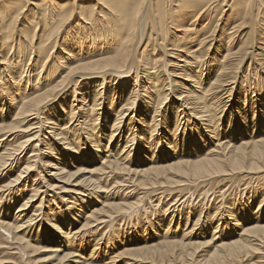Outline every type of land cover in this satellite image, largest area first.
<instances>
[{"label":"bare ground","instance_id":"bare-ground-1","mask_svg":"<svg viewBox=\"0 0 264 264\" xmlns=\"http://www.w3.org/2000/svg\"><path fill=\"white\" fill-rule=\"evenodd\" d=\"M94 1L92 7L97 5L96 9L88 7L81 0H69L59 8L55 5H47L44 9L35 11L34 7L26 8L27 0H0V56L3 57L0 61L2 65L0 68V96L2 97L0 99L2 100L0 101V177L3 175L0 178V193L2 190H6L8 194L16 192L27 182H29L27 187L33 185L32 195L29 194L30 197L19 204L14 212L10 210L14 204H18L17 199L20 197L14 198V202L4 208L5 214L0 215V228L2 231L6 230L0 236V238L3 236V240H0V248L3 246L6 248V244L11 245L16 241L17 247L19 246L16 248L20 249L16 256V259H19L18 262L15 259L4 257L3 249L2 251L0 249V264H264V190L256 186L257 181L264 177V124L261 131L257 129L256 136L253 134L254 127L252 128L250 124L251 130L239 132V139L248 138L246 142L238 140L236 143L233 142V145L222 147L223 137L220 136L225 133L221 131L223 124L221 120H224L222 119L223 112L227 110V106L231 107L228 102L236 85L244 88V90L241 89V96L243 92L245 97L249 96L246 94L249 91L252 92V96H256L254 93L258 90L264 93V75L258 74V70L262 66L264 68V58L256 62L255 67L251 68L249 64L246 74L241 76L238 74V69L242 60H237L233 66L227 63V60L242 48V45L235 51L232 48L236 32L242 34L244 29L237 27L240 23H236L247 15H253V10H256V18L259 14L261 15L258 19L261 27L259 36L263 37V41H260L259 49L264 52L262 44L264 43V11L260 13V6L264 7V0ZM223 6L229 7V17L236 16V20L229 32H226V26L231 22L227 24L225 21L223 28H219L218 33H227V36L221 40L218 39L220 43L212 54L213 56L209 57L208 51L211 47H206L205 52L202 53V39L198 34L190 35L188 30L195 29L194 22L203 13L211 10L207 16L208 20L216 18L217 14L223 11ZM26 11L28 13L24 14ZM21 16H23L22 22L25 26L15 27L14 23ZM220 17L221 13L217 19L219 20ZM173 21H183L190 26L187 25L186 30H181L183 34L171 40V43L194 41L195 44L190 45L187 51H184L179 44H172L176 50L178 49L177 59L184 57L183 61H177L184 62V65L180 66L178 65L180 63L173 64L175 61L165 60L166 55L177 54L168 51L166 49L168 45H164L169 41L166 37V24ZM180 25L182 24L177 26ZM212 27L213 25L204 32L205 37L212 36L214 32ZM62 28L65 31L60 34V43L57 45V36ZM144 32H147L145 39ZM57 46L60 48L59 52L53 56V51ZM157 47L162 50H157ZM194 47H197L195 51L192 50ZM221 48H223V59H218ZM16 54L19 58L17 63H15L16 59H12ZM169 64L179 67L177 70L182 71H177V73L173 70L174 68L170 70ZM206 69L207 72L204 75ZM181 72L183 73L182 80L172 78L181 77L179 75ZM24 73L27 74L26 77ZM3 74H5L4 77L1 76ZM117 78L121 82L119 85L125 82V90L122 92H126L127 97L124 96L126 99L123 102L119 100V105H116L115 100V95L118 93L116 91L118 82L114 80ZM70 82L78 87L81 86L78 83L84 82L88 89H94V91L88 90L82 94L81 105L79 103L74 106L76 100L68 101L66 96L58 98L61 97L58 96L61 90L65 89ZM83 85L81 87L84 91ZM121 86L123 88V85ZM103 87L109 94L112 93L111 102H105V104H103ZM140 88L143 94H140ZM74 91L76 92L77 89ZM221 92L222 95H220ZM225 94L226 96L222 98ZM262 99L264 102V96ZM255 101L256 99H253L249 110L238 109L237 114L244 116L245 120L251 113L256 124L257 120L264 122V109L254 108ZM137 103H139V110L140 108L144 110L137 111ZM238 108H243V106L239 105ZM230 110L227 120L225 119L227 122L225 128L232 125L234 113L232 109ZM129 111L133 114L134 111L137 112L138 117L136 119V115L132 114L127 118L129 123L126 124V115ZM79 115L83 119L80 122L81 127L77 125L71 127L75 121H78ZM100 117L103 118L101 121H99ZM193 117L195 120L192 119ZM5 119L9 120L5 121ZM183 119L185 121L181 126ZM135 121H139L137 127L133 125ZM69 122L72 123L70 126H68ZM126 125L129 127L126 128ZM43 126L51 130L44 131L41 129ZM160 126L168 128L165 132L163 130L165 136L163 142L169 149L167 151L163 149V158L155 160L158 157L157 147L162 139L158 135ZM125 128L126 130L122 132ZM81 129L85 131V141L81 136L83 135L80 133ZM188 129H191V133H187ZM40 133L45 134L43 138ZM179 133H184V139L187 134L188 136L193 135L190 136L191 139H187L188 146L185 142L182 143L186 149L184 154L182 153L183 147L179 145ZM40 137L42 139H39ZM200 137L203 139L197 141ZM251 137L252 139L249 140ZM114 138L118 140L113 147L109 143L106 144L107 142L111 144ZM120 138L123 141L125 139L124 150L129 143L132 142L130 145H133L134 141L139 145L147 143L148 147L145 149L147 153L142 154L143 163L140 166L143 167L141 169L138 165V167H134L133 164V167L130 166L132 161L129 163V159L132 160V155L130 156L132 150L129 149L131 147L126 155L120 154L123 151V149L119 148L120 151L117 149L122 141ZM89 139L94 148L85 155L82 143L87 145ZM207 139L212 143L205 147L202 143L205 144ZM58 141H63L60 143L63 148H59ZM102 141L104 142L103 147L100 151L96 150L95 147ZM64 150L69 153L64 154ZM135 155H137L136 152ZM35 171L37 174L32 176V172ZM106 171L120 179L115 180L117 181L115 184L122 183L121 177L132 172L135 176H140L137 183L142 188L160 189L165 193L181 191L183 190L181 184L186 185L188 181L196 182L207 177L209 178L204 182L211 183L213 190L226 179L242 182L245 179L254 178L257 181L244 200L235 197L236 200L231 203L230 199L225 200V203H228L226 205H229L225 209L228 214H232L235 208L238 209L236 204L241 205V211L238 210V215L237 213L235 216L232 215L235 221L233 224H227V222L226 227L231 226L224 228L225 230L220 233L216 225H210L212 221L209 218L213 217L211 212H217L223 202L215 203L209 208L207 214H203L204 205L200 206L196 203L193 208L196 210L195 214L190 211L185 213L184 227L187 226L186 221L189 218L193 220V224L185 229L182 228L183 226L180 230L176 226H170L173 222L171 220H164L160 226L150 223L153 224L150 228H146L143 224V228L134 229L129 234L128 240L124 241L119 236V240L115 243L111 241L112 243L105 246L107 249L103 252L102 249L98 251L100 240L97 238L89 240L91 251L88 253L89 257L80 256L77 252L79 250L75 251L74 248L80 247L81 252L87 254L84 252L87 244L79 242L77 237L85 230L84 228L91 224L90 222L99 220L102 215L111 217L110 220L113 218L116 220L120 218L119 216H131L133 209L140 208V202L143 201V197H135L134 201H128L127 199L131 198V193L127 196L128 189L125 198L121 196V198H109L108 194H103L106 187L100 186L99 182L97 185L95 179L100 173L104 175ZM38 176H42L40 181L37 180ZM124 176L127 177V175ZM32 181L36 182L30 184ZM42 183L44 188L45 186L50 189L60 188L63 195H83L82 186L95 190V193H100L96 194L98 200H92L93 202L84 200L85 202H81L75 212L71 210L73 213L70 212V216L66 218L64 217L67 214L59 216L57 212L59 219L54 216V219L58 220L55 222L52 221L54 213L43 208L48 202L44 201L46 197L44 188L40 190L43 187L40 185ZM115 184L114 188L118 185ZM125 189L123 188L124 191ZM132 190L135 189L132 187ZM36 196H38L37 201L34 200ZM65 204L69 205L68 202ZM255 204L256 209L253 208ZM48 207H50L49 204ZM40 215L43 219L44 217H48L49 220L52 218L51 224L49 223L50 227L40 221L42 217L38 222H33ZM201 219L203 220L200 223ZM243 219L246 223L242 221ZM199 223L202 226L199 231L198 229L196 231L195 226ZM47 233L50 234L45 236ZM44 238L48 243L43 244ZM49 238L52 241L48 240ZM108 240L106 239V242ZM39 252L43 256L36 257L35 255ZM96 252H98L97 255ZM11 254L14 255V253Z\"/></svg>","mask_w":264,"mask_h":264},{"label":"rangeland","instance_id":"rangeland-1","mask_svg":"<svg viewBox=\"0 0 264 264\" xmlns=\"http://www.w3.org/2000/svg\"><path fill=\"white\" fill-rule=\"evenodd\" d=\"M50 0H27V2H26V8L28 7V8H30V7H34V10L35 11H40L41 9H44V7L45 6H51V5H55V6H57V8H59V6H61L62 4H64V3H67V1H69V0H53V2H49ZM79 1V0H78ZM81 2L82 3H84V4H86L88 7H92V5H93V3L95 2L94 0H81ZM34 5V6H33ZM35 6H36V8H35ZM263 6V5H262ZM262 6H260V8H261V11H260V13L262 12V11H264V7H262ZM92 8H97V5L96 6H94V7H92ZM223 11H221L220 13H221V17H220V19L218 20L217 18H219V16H220V13L219 14H217V17L216 18H212L211 20H210V18H209V20H208V13L209 12H211V10L209 11V12H206V13H203L202 15H200L199 17H198V19L194 22V27H195V29H193V30H188V33H190V35H195V34H198L200 37V39H202V45H201V51H202V53H203V51H204V49L206 48V47H211L210 49H209V51H208V54H209V57H212L213 55V53L215 52V49L217 48V46L219 45V41H218V39H222V38H224L225 36H227V33H225V34H223V33H218V30H219V28L221 27V28H223V25L225 24V21L227 22V24H229L230 22H231V24L230 25H227L226 27V32H229L230 30H232L231 29V27L232 26H234V21L236 20V16H234V17H229V7L228 6H223V9H222ZM29 11V10H28ZM28 11H26L24 14H26V13H28ZM219 12V11H218ZM253 15H247L244 19H242V20H240V21H238L236 24H238V23H240V25H238L237 27H243L244 29H243V33L242 34H238L237 32H236V37H235V40H234V42L232 43L233 44V47L232 48H234V51L235 50H237V48H239L240 47V45H242V48H240L239 49V52L237 53V54H239V55H234L232 58H230V59H228L227 60V63L229 64V66H233V65H235L236 64V62H237V60L239 61V60H242V63H241V66L239 67V69H238V74H239V76H241V75H243V74H246V72H247V70H248V67H249V64H251V68L252 67H255L256 66V62H258L261 58H264V52H262V50L261 49H259V47L261 46V43H260V41H263V37L262 36H259V33H260V29H261V27H260V22L258 21V19H259V17H261V15L259 14V16L256 18V16H255V12H256V10H253ZM24 14H23V16H24ZM23 16H21V17H19L17 20H16V22L14 23V26L16 27V26H18L19 28H22V27H24L25 26V24L22 22L23 21ZM262 18H260V20H261ZM206 21H209V23H206ZM190 22V21H189ZM233 22V23H232ZM209 24V25H206V24ZM178 24H182V25H185V26H182V25H180L179 27L177 26ZM254 24H255V26H254ZM187 25H189V24H186V23H184L183 21L182 22H178V21H173L172 23H167L166 24V29H167V31H166V37L169 39V41L168 42H166L164 45H168L167 46V48L166 49H168V51H172V53L174 52V53H177L178 51V49L176 50L173 46H172V44H179V45H181L184 49V51H187V48L190 46V45H193L194 44V41H186V42H182V43H178V42H174V43H171V40H173V39H176V37L177 36H180V35H182L183 34V31H181V30H186L185 28H187ZM206 25V26H205ZM213 25V27H212V30H214V32L212 33V36L211 37H205V34H204V32L205 31H207L208 29H209V27H211ZM190 26V25H189ZM149 27V26H148ZM192 27V26H191ZM216 27V28H215ZM68 28V27H67ZM66 28V29H67ZM214 28V29H213ZM63 31H65L63 28L60 30V33H59V35L57 36V45H59V43H60V40H59V37H60V34L63 32ZM185 32V31H184ZM37 33H38V30H37ZM146 33L147 32H144V39H145V37H146ZM218 33V34H217ZM189 38H191V37H189ZM204 38V39H203ZM35 40H36V38H35ZM204 40V41H203ZM262 44L264 45V43L262 42ZM195 45V44H194ZM236 45V47H234ZM63 46H65V44L63 45ZM173 47V48H172ZM177 47V46H176ZM197 47H194L192 50H194L195 51V49H196ZM59 47L57 46L55 49H54V51H53V56H54V54L55 53H58L59 52ZM157 50H162V49H159V47H157ZM223 48H221L220 49V51H219V55H218V59H223ZM253 53H252V52ZM160 52V51H159ZM205 52V51H204ZM160 53H162V52H160ZM168 53H171V52H168ZM206 53H207V49H206ZM257 53H260V54H257ZM12 54V53H11ZM9 55V54H8ZM17 56V57H16ZM16 56H13L12 57V59H16L15 60V63H17L18 62V55L16 54ZM222 56V57H221ZM15 57V58H14ZM177 57H178V53L177 54H175V55H172V54H169V55H166L165 56V60H168V61H175L173 64H175V63H180V64H178L179 66L180 65H184L183 63L184 62H182L183 61V59H184V57H181V58H179V59H177ZM3 58V57H2ZM1 56H0V61H1ZM210 59H212V58H210ZM179 60H182V61H180V62H177V61H179ZM169 63H171V62H169ZM168 66H170L169 68H170V70L171 69H173L174 71H182V70H177L179 67H176L175 65H168ZM0 68H2V65L0 64ZM204 68H206V66L204 65ZM31 69V65L29 66V70ZM132 70H134L133 68H131ZM131 70V71H132ZM263 71H264V68H263V66H262V68L261 69H259L258 70V74H260V76L262 75H264V73H263ZM206 72H207V69H206V71H205V73H204V75H206ZM132 73H133V71H132ZM178 73V72H177ZM32 74H34L33 72H32ZM4 75L5 74H3V75H1L2 77H4ZM26 73H24V77H26ZM28 75H29V73H28ZM179 75L181 76V77H177V76H175V77H172L173 79H176V80H178V81H180V80H182L183 78V73L181 72V73H179ZM127 76V75H126ZM239 76H238V80H239ZM127 79H129V78H127ZM127 79H126V81H127ZM24 78H23V82H24ZM84 82H86V80H83ZM107 81V80H106ZM120 81V79H116V80H114V82H118L117 84H118V87H117V89H116V91H118V93L115 95V100H116V105H119V100H122V102H123V100H125L127 97L125 96V93L126 92H122V91H124L125 89H124V85H125V82H123V84H121V85H123V88H122V86L121 85H119L121 82H119ZM78 83V85H83L84 87H85V90L83 91V87H81L82 89H80V87H78V86H76V84H72L71 82H70V84H67V87H65V89L63 88L62 90H61V92H60V94L58 95V96H61V97H58V98H63V97H68V101H70L71 99H74V100H76L75 101V105L74 106H77L76 104H79L81 101H82V98H81V95L82 94H85L88 90L89 91H94V89H88L87 88V85L85 84V83ZM107 82H109V81H107ZM238 83V82H237ZM105 84H107V83H105ZM105 84H104V86H105ZM132 84H133V81H132ZM29 85V84H28ZM76 86V87H74V86ZM139 85V84H138ZM97 87H99V86H97ZM74 88V89H73ZM79 88V89H78ZM108 88H109V83H108ZM128 88V87H127ZM75 89H77V91L75 92L74 90ZM87 89V90H86ZM122 89V90H121ZM241 89L242 90H244V88L243 87H241V85H240V87H239V85H236L235 86V89H234V91H233V93H232V95H231V98H230V101L228 102V105H231V107L229 108L228 106L226 107V109L228 110H226L225 112H223V116H222V119H224V120H221L222 121V123L224 124H222V126H221V131L222 132H225V133H223V134H220V136L221 137H223V141H222V147L223 146H225V145H233L234 143L233 142H238V140H242V141H240V142H246L247 141V139L248 138H243V139H239L240 138V135H239V132H247V131H249V130H251L253 127H254V136H256L255 135V133H256V131H257V129L258 130H260L261 131V129H262V125L264 124V122H262L261 120L260 121H258L257 120V122H256V124L254 123V121H253V116H252V114L250 113H248L249 115H248V117H247V119H245L244 120V116H242L241 114H240V116H238V114H237V111H238V109H244V108H246V109H248L249 110V108H251L250 106H252L251 104H252V102H253V99H256V104L254 105V108H256V109H264V102H263V99H262V97L264 96V93L262 92V90L261 91H256L254 94H256V96H252V92H247L246 94H249V96H246L245 97V93L243 92V94H242V96H241ZM65 90H67V91H65ZM103 104H105V102L107 103V102H111V100H112V93L111 94H109L108 92H107V90L105 91V87H103ZM120 90H121V92H120ZM76 94H75V93ZM84 92V93H83ZM139 92H141L140 94H143V91L141 90V88L139 89ZM19 92H17V94H18ZM66 93V94H65ZM107 93V94H106ZM260 93V94H259ZM223 93L221 92V94L220 95H222ZM73 95H75V97L73 98ZM119 95V96H118ZM244 95V96H243ZM259 95H261V96H259ZM110 96V97H109ZM126 98H125V97ZM128 96V95H127ZM226 96V94L222 97V98H224ZM106 97V98H105ZM119 97V99L117 100V98ZM124 97V98H123ZM2 97L0 96V99H1ZM79 98V99H78ZM106 99V100H105ZM111 99V100H110ZM226 99H228V98H226ZM245 99H246V103H245ZM108 100V101H107ZM0 101H2V100H0ZM85 102H87V101H85ZM262 102V103H261ZM232 103H233V105H232ZM244 104V105H243ZM80 105H81V103H80ZM137 105V106H136ZM135 106L137 107V111H142V110H144V109H141L140 108V110H139V103H137ZM239 105H242L243 106V108H238V106ZM49 106H52V105H49ZM60 106V105H59ZM261 106H262V108H261ZM168 107H169V105H168ZM233 107V108H232ZM230 109H232L233 110V113H234V117H233V121H232V125L230 126V127H228V128H225V123L227 124V122H226V120H227V115H229V112H231V110ZM103 110V109H102ZM101 110V111H102ZM145 110H146V108H145ZM251 110V109H250ZM79 114V113H78ZM103 114V113H102ZM133 114V112L132 111H129V112H127V115H126V124H128L129 123V121H128V119L127 118H129L131 115ZM224 114H226V116L224 117ZM104 115V114H103ZM135 117H136V119H137V112H135L134 111V114H133ZM139 115V114H138ZM257 115H259V114H257ZM235 116H237L236 118H235ZM242 116V117H241ZM77 117V116H76ZM76 117L74 118V120H73V122L75 121V119H76ZM103 117V116H102ZM102 117H100V119H99V121H101L103 118ZM102 118V119H101ZM256 118H257V116H256ZM193 120H195V118L193 117L192 118ZM226 119V120H225ZM242 119V120H241ZM252 119V120H251ZM7 120H9V119H7ZM6 119H5V121H7ZM83 119L82 118H80V115L78 116V121H75L74 122V124L73 125H71L72 123L71 122H69L68 123V126H70L71 125V127H73L74 125H77V127H81V125H80V122L82 121ZM236 120H238V121H236ZM241 120V121H240ZM67 121V120H66ZM184 119H183V122H182V124H181V126L183 125V123H184ZM224 121V122H223ZM244 121V122H243ZM139 123V121L137 122V121H135L134 123H133V125L135 126L136 125V127L139 125L138 124ZM185 124H187V122L185 123ZM240 124V125H239ZM245 124V125H244ZM252 126V128L250 127V125ZM43 124L41 123V126H42ZM47 125V124H46ZM56 125V124H55ZM163 125V124H162ZM230 125V124H229ZM253 125H255V126H253ZM236 126H238V127H236ZM58 127V126H57ZM126 128L127 127H129V126H125ZM44 128V129H43ZM126 128L125 129H122V132L123 131H125L126 130ZM190 128V127H189ZM237 128V129H236ZM245 128V129H244ZM42 130H44V131H47V130H49V129H46L45 128V126H43L42 128H41ZM222 129H224V130H222ZM51 130V129H50ZM49 130V131H50ZM159 133H158V135L162 138L161 140H160V142H159V145H158V147H159V151H158V147H157V153H158V157L155 159V160H158L160 157L161 158H163V156H164V150L165 151H167V149H169V148H166L167 147V145L163 142V140H164V133H163V130H164V132H165V130L167 131L168 130V128H166L165 126H160L159 127ZM227 130H229V131H227ZM231 130H233V131H231ZM235 130V131H234ZM82 131V132H81ZM81 131H80V133L82 134L83 133V135H81V136H83V138H84V141H85V136H86V134H85V131L83 132V129H81ZM190 131V132H189ZM230 132V133H229ZM233 134H235V135H233ZM235 132V133H234ZM41 133H43V132H41ZM41 133H40V135H41ZM187 133H191V129L189 130L188 129V132ZM47 134H49V133H47ZM181 133H179V136H178V138H179V145L181 146V147H183L182 145L184 144V142H185V145H187V143H188V145H189V142H188V140L187 139H191L190 138V136L192 137L193 135L191 134H189V136H188V134L186 135V137H185V139H184V133H182L181 135H180ZM232 134V135H231ZM44 135L45 134H42L41 135V137L43 136L44 137ZM238 135H239V137H238ZM117 136V135H116ZM126 136V135H125ZM219 136V137H220ZM228 136V137H227ZM39 138V139H42V138ZM189 137V138H188ZM220 137V138H221ZM232 137V138H231ZM235 137V138H234ZM88 138H91V137H88ZM181 138V139H180ZM120 139H122V138H120ZM203 139V138H198V140L197 141H201V140ZM227 139V140H226ZM236 139V140H235ZM252 139V137L249 139V140H251ZM90 140L91 139H89V141L86 143L87 145H83V143H82V150H83V153H85V155H87L88 153H90V151L94 148V147H92V143L90 142ZM117 140H118V138H114L112 141H111V144H110V142H107L106 144L108 145V143H109V145H112V147H113V145L114 144H116L117 143ZM182 140V141H181ZM230 140V141H229ZM83 141V142H84ZM124 141H125V139H124ZM124 141H123V139H122V141L119 143V145H118V147H117V149L119 150V148H120V150H122L123 149V151L120 153V154H122V155H126L127 153H128V151L129 150H132L131 151V153H130V156H131V158H132V160L131 159H129V163H131V161H132V163L130 164V166H132L133 167V165H134V167L136 166V167H138V168H142L143 166H140V164L141 163H143V161H142V159H143V155L144 154H146L147 152L145 151V149L148 147V145H146L147 143H143V145L141 146V145H139V143L137 144L136 143V141H134V144L133 145H130V144H132V142L131 143H129V145H128V147L126 146L125 147V150H124V146H125V143H124ZM61 142H63V141H58L57 142V144H58V146H60L59 148H61L62 147V144H60ZM90 142V143H89ZM103 142V141H102ZM101 142V144H98L97 145V147H95V149L97 150L98 149V151H100V148H102L103 147V144H104V142L102 143ZM183 143V144H182ZM207 143V144H206ZM209 143L211 144L212 143V141H210V140H208L207 139V141L205 142V144L204 143H202L205 147H207L208 145H209ZM231 143V144H230ZM124 144V145H123ZM99 145H101L100 147H99ZM122 145V146H121ZM138 145V146H137ZM161 145V146H160ZM166 145V146H165ZM187 145V146H188ZM44 145H42V147H43ZM83 146H85V147H83ZM120 146V147H119ZM142 148H141V147ZM162 146H164V147H162ZM215 146V145H214ZM220 146V147H221ZM111 147V146H110ZM131 147V149H129ZM135 147V148H134ZM139 147V148H138ZM63 148V147H62ZM85 150H84V149ZM186 148V147H185ZM129 149V150H128ZM137 149V150H136ZM164 149V150H163ZM210 149L212 150V147H210ZM209 149V150H210ZM44 150H46V149H44ZM90 150V151H89ZM119 150V151H120ZM185 150L186 149H184V147L182 148V153L184 154V152H185ZM125 151H126V153H125ZM140 151V152H139ZM64 152V154H68L69 152L67 151V150H64L63 151ZM124 152V153H123ZM135 152H136V154L137 155H135ZM48 153V152H47ZM110 153V152H109ZM166 153V152H165ZM209 153V152H208ZM112 154V156H114V154L113 153H111ZM143 154V155H142ZM161 155V156H160ZM117 156V155H116ZM115 157V156H114ZM167 158H169V156L167 157ZM135 159V160H134ZM139 162H138V161ZM162 160V159H161ZM135 161V162H134ZM134 163H136V164H134ZM40 164H41V161H40ZM133 164V165H132ZM42 166H43V163L41 164ZM138 165V166H137ZM107 172V171H106ZM104 173V175H103V173H100V175L95 179L96 180V183H97V185H98V182H99V184H101L100 186H105L106 187V190H103V194H108V197L109 198H121V197H123V198H125V196H126V192H127V189H128V192H127V196L129 195L130 196V193H131V198L130 199H127L128 201H134L136 198L135 197H143V201H144V204H142V202L143 201H141L140 203L142 204H140V208H135V210L133 209V211L131 212V209L129 210V213L131 212V216L130 215H125V216H119L120 218H116V220H115V218H113V220H110V218L111 217H107V215H102V217L101 218H99V220H94V221H92V222H90L91 224H89L88 226H87V228H84L85 230L83 231V232H80L78 235V241L79 242H83V244H87L86 246L87 247H85V249H84V252L85 253H87V254H84V253H82L81 252V248L80 247H78V248H74V250L75 251H77V250H79V251H77L78 252V254L80 255V256H86V257H89L88 256V253H91V251H90V249H89V242L91 241V240H93V238H97V240H100V242H101V244H100V246H98L99 247V249H98V251H100L101 249H102V252L104 251V250H106L107 248V246L110 244V243H112V242H114L115 243V241H118L119 240V238L120 237H122L121 239H123L124 241H126V240H128L129 239V234H131L132 233V231L134 230V229H140V228H143V224H145V226H146V228H150L153 224H150V223H155V224H157L158 226H160L163 222H164V220H167V221H169V220H171V222L172 223H170V226H176V227H178V229L180 230V227H182V228H187L188 226H190L191 224H193V220L192 219H190L189 218V220L188 221H186L187 223V226H185L184 227V222H185V217H186V215H185V213H187V212H193L194 214H195V212H196V210L195 209H193V208H195L194 206H196V203H198L200 206L201 205H204V210H203V214H207V211L209 210V208H211V206H214V204L215 203H217L218 201H220L218 204H220V203H222L223 202V205L221 206V208H218L217 209V212L216 211H212L211 212V214L213 215V217H211V218H209V220H211L210 222V225H216L217 226V230H218V232L220 233V232H222L223 230H225L226 228H229L231 225H227V227H226V223L227 224H233V221H235L234 220V216H235V214L238 212V210H240V207H241V205H238V204H236L235 206L236 207H238V209L237 208H235L234 209V211H233V213L232 214H228V211L226 210L225 211V209H226V206H229V205H226V204H228V203H225V200L226 199H230V203L231 202H234V200H236L235 198H243V200H244V198L245 197H247V195L250 193V191H251V189L253 188V187H255V185L256 186H260L259 187V189L261 188L262 190H264L263 188H264V177L262 178V179H260V180H258L257 181V179H254V178H252V179H245V180H243L242 182H240V181H235L234 179H229V180H223L218 186H216L215 188H214V190H213V187H212V184L211 183H206V182H204L205 181V179H207V178H209V177H207V178H202V179H200V180H197L196 182H187V184L186 185H184V184H181V186L183 187V190H179V191H174V192H171V193H165V192H163V191H161L160 189H157V190H152V189H148V188H142V186H140V185H138V183H137V181L139 180V178H140V176H135V174H133L132 172H129V173H126V174H124V175H127V177L126 176H122L121 177V180H123V182L122 183H117V184H115L117 181H119L120 179L119 178H115V175L114 174H110V173ZM35 174H37V171H35V172H32V176H34ZM110 174V175H109ZM113 175V176H112ZM129 175V176H128ZM133 175V176H132ZM3 176V175H2ZM2 176L0 177V178H2ZM104 176H106L107 177V179H106V177H104ZM112 176V177H111ZM132 176V177H131ZM114 177V178H113ZM105 178V180H103ZM111 178V179H110ZM123 178V179H122ZM126 178V179H125ZM129 178H130V181H129ZM132 178V179H131ZM42 179V176L40 177V176H38L37 177V180L38 181H40ZM97 179H98V181H97ZM110 179V180H109ZM128 179V180H127ZM31 180V179H30ZM36 180V181H37ZM101 180V181H100ZM115 180H117V181H115ZM135 180V181H134ZM36 181H34V183L36 182ZM37 181V182H38ZM113 181H114V184L115 185H117V187H113ZM124 181H125V183H124ZM132 181H134V182H136V183H134V182H132ZM207 181V180H206ZM246 181V182H245ZM256 181H257V183H256ZM109 182H110V184H109ZM202 182H204V183H202ZM1 183V182H0ZM28 183L29 182H27L22 188H20L19 190H17L16 192L15 191H13L11 194H8V192L6 191V190H2L1 191V193H0V212H1V216L3 215V214H5V209L4 208H6L11 202L13 203L14 202V198H19V199H17L18 200V204L16 203V204H14V206L12 207V209L10 210V211H12V212H14L15 210H16V208H17V206L19 205V204H21L24 200H26L28 197H30V195H32V193H33V190H32V188H33V185H29V187H27L28 186ZM33 183V181L30 183V184H32ZM33 183V184H34ZM129 183V184H128ZM206 183V184H205ZM239 183V184H238ZM247 183V184H246ZM254 183H256L255 185H254ZM122 184V185H121ZM125 184V185H124ZM134 184H136V185H134ZM193 184V185H192ZM203 184V185H202ZM254 186H253V185ZM40 185H43V187L40 189V190H43V188H44V184L42 183V184H40ZM121 185V186H120ZM133 185V186H132ZM189 185V186H188ZM205 185V186H204ZM248 185V186H247ZM134 186H135V188H134ZM137 186H139V187H137ZM187 186L189 187V188H187ZM237 186V187H236ZM240 186V187H239ZM252 186V187H251ZM122 187V188H121ZM132 187H133V189H135V190H132ZM137 187V188H136ZM101 188V187H100ZM122 190H121V189ZM123 188L125 189V191L123 190ZM205 188H206V190H205ZM231 188V189H230ZM82 189H83V195H72V194H68V195H63L62 193H61V190H60V188H54V189H50V188H47V186H45V188H44V195L46 196V197H44V201L46 200L48 203L47 204H45L46 206L44 207L43 206V208H46V210L49 212H53L54 213V215L52 216V218H53V220L52 221H57L58 222V220H55L54 219V216H55V218L56 219H59V217H57L58 215H57V212L59 213V216H62L61 214H63V215H65V214H67V216L65 215V217L64 218H66V217H68V216H70V214L71 213H73V212H75L76 211V209H78L79 207V205L81 204V202H85L84 200H87V201H90V202H93V201H95V200H98V197H96V194H99V193H95V190H90L88 187H84V186H82ZM139 189V190H138ZM225 189V190H224ZM56 190H58V191H56ZM60 190V191H59ZM114 190V191H113ZM130 190V191H129ZM241 190V191H240ZM6 191V192H5ZM19 191H21V192H19ZM23 191V192H22ZM46 191V192H45ZM88 191V192H87ZM94 191V192H93ZM124 191V193H122ZM132 191V192H131ZM140 193H139V192ZM222 191V192H221ZM3 192H5V193H3ZM24 192H25V194H24ZM87 192V193H86ZM192 192V193H191ZM239 192V193H238ZM248 192V193H247ZM48 193V194H47ZM56 193V194H55ZM90 193V194H89ZM226 193V194H225ZM233 193V194H232ZM15 194V195H14ZM20 194H22V195H20ZM30 194V195H29ZM59 194H60V196H59ZM95 194V195H94ZM240 194V195H239ZM39 195V194H38ZM50 195V196H49ZM72 195V196H71ZM87 195V196H86ZM93 198H91L90 196ZM113 195V196H112ZM234 195V196H233ZM24 196V197H23ZM26 196V197H25ZM56 196V197H55ZM69 196V197H68ZM121 196V197H120ZM228 196V197H227ZM240 196V197H239ZM12 197V198H11ZM37 197L38 196H36L35 198H34V200L35 201H37ZM63 197H65V198H63ZM68 197V198H67ZM75 197V198H74ZM134 197V198H133ZM235 197V198H234ZM9 198V199H8ZM52 198V200H50ZM96 198V199H95ZM160 198H161V200H160ZM209 198V199H208ZM8 199V200H7ZM10 199H12V201L10 200ZM23 199V200H22ZM65 199L67 200V201H65ZM69 199V200H68ZM163 199V200H162ZM182 199V200H181ZM17 200H16V202H17ZM40 200V199H39ZM38 200V201H39ZM49 200V201H48ZM59 200V201H58ZM93 200V201H92ZM199 202H198V201ZM52 201V202H51ZM56 201V202H55ZM252 201V200H251ZM251 201H250V203H251ZM9 202V203H8ZM20 202V203H19ZM66 202H68V206H67V204H65ZM70 202V203H69ZM73 202V203H72ZM166 202V203H165ZM11 203V204H12ZM64 203V204H63ZM78 203V204H77ZM173 203V204H172ZM7 204V205H6ZM48 204L50 205V207H48ZM52 204V205H51ZM54 204V205H53ZM58 204V205H57ZM75 204V205H74ZM166 204H168V205H166ZM184 204V205H183ZM187 204V205H186ZM213 204V205H212ZM57 205V206H56ZM65 205H66V207H65ZM151 205V206H150ZM170 205V206H169ZM53 206V207H52ZM206 206V207H205ZM67 207H68V209H67ZM71 207V208H70ZM145 209H144V208ZM3 208V209H2ZM48 208L50 209V210H48ZM70 208V209H69ZM143 208V209H142ZM147 208V209H146ZM159 208H161V209H159ZM254 209H256V204L254 205V207H253ZM60 209V210H59ZM66 209L68 210V212L66 211ZM138 209V210H137ZM168 209V210H167ZM55 210V211H54ZM73 212H72V211ZM141 210V211H140ZM148 210V211H147ZM154 210V211H153ZM161 210V211H160ZM172 210V211H171ZM62 211V212H61ZM174 211H176V212H174ZM241 211V210H240ZM4 212V213H3ZM40 212V211H39ZM39 212H37V213H39ZM71 212V213H70ZM141 214H140V213ZM162 212H163V214H162ZM178 212V213H177ZM182 212V213H181ZM69 213V214H68ZM176 213V214H175ZM184 213V214H183ZM192 213V214H193ZM56 214V215H55ZM133 214V215H132ZM164 214H167V215H164ZM171 214H175V216H171ZM119 215V214H118ZM148 215V216H147ZM169 215V216H168ZM220 215V216H219ZM227 217H226V216ZM229 215V216H228ZM231 215V216H230ZM232 215H234V216H232ZM236 215H238V213L236 214ZM104 216V217H103ZM115 216H117L116 214H115ZM156 216H157V218H156ZM159 216V217H158ZM182 216H184V217H182ZM218 216V217H217ZM225 218H224V217ZM42 217V215H40V217H38V218H36V219H34L33 220V222H38V220H39V218H41ZM162 217V218H161ZM170 217V218H169ZM172 217V218H171ZM191 217V216H190ZM202 217H203V215H202ZM201 217V218H202ZM215 217V218H214ZM220 217V218H219ZM51 218V219H52ZM148 218H149V221H148ZM160 218V219H159ZM165 218V219H164ZM167 218V219H166ZM176 218H177V220H176ZM183 218V219H182ZM50 219V220H51ZM163 219V220H162ZM174 219V220H173ZM230 219H231V222H230ZM249 219H251V218H249ZM49 219H48V217H44V219H43V217L41 218V222L44 224V225H47L48 227H50L51 225V221H50ZM110 220V221H109ZM146 220H147V222H146ZM153 220V221H152ZM155 220V221H154ZM159 220H162V221H159ZM183 220V221H182ZM191 220V221H190ZM202 220L203 219H201V221H200V223L202 222ZM223 220H225V221H223ZM45 221V222H44ZM177 223H176V222ZM180 221V222H179ZM242 221H244V219L242 220ZM99 222V223H98ZM158 222H160V223H158ZM162 222V223H161ZM217 222V223H216ZM245 223H246V221H244ZM50 223V224H49ZM197 224L196 226H195V228H196V231H197V229H198V231L200 230V226H202L201 224ZM216 223V224H215ZM177 224H179V225H177ZM182 224V225H181ZM208 224V223H207ZM223 225V226H222ZM94 226V227H93ZM144 226V227H145ZM101 227V228H100ZM128 227V228H127ZM199 227V228H198ZM104 228V229H103ZM221 230H220V229ZM225 228V229H224ZM93 229H95V230H93ZM103 229V230H102ZM189 229V228H188ZM5 229H3V231H4ZM99 230V231H98ZM107 230V231H106ZM2 231V229L0 228V236L4 233ZM6 231V230H5ZM98 231V232H97ZM102 233H101V232ZM125 231H127V232H125ZM125 232V233H124ZM94 233V234H93ZM50 233H47L45 236H47V235H49ZM84 234H85V237H84ZM98 234V235H97ZM104 234V235H103ZM102 235V236H101ZM206 236H207V234H205ZM91 236V237H90ZM120 236V237H119ZM203 236H204V234H203ZM3 237V236H2ZM0 238V240L2 239L3 240V238ZM89 237V238H88ZM101 239H100V238ZM84 239H85V241H84ZM88 239V240H87ZM94 239V240H95ZM106 239H109L107 242H106ZM48 240H50V241H52V239L51 238H49ZM80 240H82V241H80ZM90 240V241H89ZM112 241V242H111ZM43 244H46V243H48V242H46V239L44 238L43 239ZM78 242V243H79ZM95 242V241H94ZM14 243H16V244H14ZM13 244H11V245H9V244H6L7 245V247L5 248V246H3L2 248H0L1 249V251H2V249H3V253H2V255L4 256V257H7V258H9V259H11V260H17V262H18V260L19 259H16L17 257L16 256H18V252H20V249H17L18 247H17V245H18V243L15 241ZM113 243V244H114ZM4 244H5V242H4ZM106 246V247H105ZM17 247V248H16ZM111 247V246H110ZM5 248V249H4ZM12 248V249H11ZM116 248V247H115ZM115 248H114V250H115ZM114 250H112V251H114ZM111 251V252H112ZM17 252V253H16ZM11 253H14V255H12ZM97 253L98 252H96V255H97ZM38 254V255H37ZM35 256L36 257H38V256H40L41 255V253L39 252V253H37ZM46 255V254H45ZM41 256H43V255H41ZM79 259H81V258H79ZM255 260V259H254ZM12 264H14V263H12ZM50 264V263H49Z\"/></svg>","mask_w":264,"mask_h":264}]
</instances>
